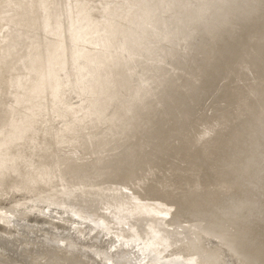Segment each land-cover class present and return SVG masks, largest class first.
<instances>
[{"label": "bare ground", "instance_id": "6f19581e", "mask_svg": "<svg viewBox=\"0 0 264 264\" xmlns=\"http://www.w3.org/2000/svg\"><path fill=\"white\" fill-rule=\"evenodd\" d=\"M0 264H264V0H0Z\"/></svg>", "mask_w": 264, "mask_h": 264}]
</instances>
